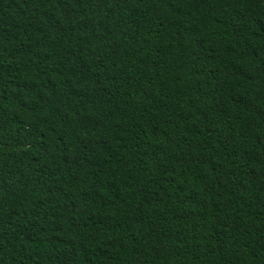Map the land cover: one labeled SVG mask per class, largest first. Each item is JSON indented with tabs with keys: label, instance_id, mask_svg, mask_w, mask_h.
Returning a JSON list of instances; mask_svg holds the SVG:
<instances>
[{
	"label": "trees",
	"instance_id": "trees-1",
	"mask_svg": "<svg viewBox=\"0 0 264 264\" xmlns=\"http://www.w3.org/2000/svg\"><path fill=\"white\" fill-rule=\"evenodd\" d=\"M0 264H264V0H0Z\"/></svg>",
	"mask_w": 264,
	"mask_h": 264
}]
</instances>
